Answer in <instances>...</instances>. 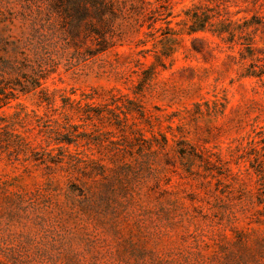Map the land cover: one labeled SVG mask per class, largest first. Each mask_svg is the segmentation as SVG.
<instances>
[{"label":"rangeland","instance_id":"374dc122","mask_svg":"<svg viewBox=\"0 0 264 264\" xmlns=\"http://www.w3.org/2000/svg\"><path fill=\"white\" fill-rule=\"evenodd\" d=\"M143 1L87 60L26 51L0 107V185L109 184L124 209L72 219L65 264H264V201L244 211L264 197V0ZM33 10L0 1V33L20 38ZM13 208L0 194V250L22 235L19 264H50L36 213L8 225Z\"/></svg>","mask_w":264,"mask_h":264},{"label":"trees","instance_id":"16d2710c","mask_svg":"<svg viewBox=\"0 0 264 264\" xmlns=\"http://www.w3.org/2000/svg\"><path fill=\"white\" fill-rule=\"evenodd\" d=\"M20 1L24 3L26 9L31 10L34 7V10L30 11L31 16H28L31 19L30 25L21 27L20 38L10 40V36L4 37L0 33V107L8 98L9 93L6 89L11 83L10 76L18 70V63L23 64L27 60V50L34 52L39 49L41 51L59 47L60 54V50L67 53L73 48V54L79 59L87 60L107 51L120 41L126 32V26L122 22L130 23L132 10L137 8L142 12L145 4L143 0H137L140 6H135L131 0ZM118 18L122 20L121 24L116 22ZM137 22L135 20V23ZM123 26L125 28H122ZM5 27L8 28V24ZM83 45L85 48L81 51ZM18 55L21 56V61L17 59ZM44 161L46 162L45 159L41 162ZM49 161L54 164L61 162L52 158ZM46 184L45 187L30 192L9 191L5 185H0V194L7 203L14 205L13 212L8 214L10 216L8 225L13 224V217L21 212H26L24 218L30 219L27 211L32 210L36 213V225L39 226L42 237L46 239L45 247L37 248L36 255L50 264H65L70 260L74 262L76 255L65 248L66 236L71 230V220L79 219L84 215L94 216L105 211H110L119 217L118 214L124 206L120 211L119 207L122 205L116 204L112 196L113 191L104 195L109 187V184L104 181L93 180L89 184L84 182L80 186L71 183L66 187L53 186L52 182ZM61 195H63L62 199H60ZM263 198L260 194L256 196V200L249 198L244 211L254 209V204L262 203ZM254 211L263 214L260 209ZM167 213L168 211H164V214ZM136 231L141 232L140 228ZM23 237L9 233L4 238L5 247L4 250H0V264H8L7 261H10L9 264H19L22 261L23 255L28 251L27 246L23 240L17 245L11 244L16 238ZM247 242V239L244 240V244ZM133 246L136 244L133 243ZM135 249L142 256L147 253L145 245ZM259 253L264 258V244ZM244 263L248 264L249 261L246 260Z\"/></svg>","mask_w":264,"mask_h":264}]
</instances>
